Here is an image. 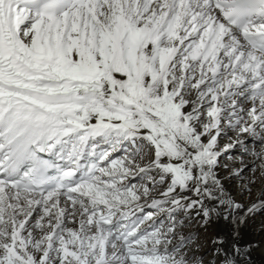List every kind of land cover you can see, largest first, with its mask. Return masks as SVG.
Instances as JSON below:
<instances>
[{"label":"snow or ice","instance_id":"6c2138e0","mask_svg":"<svg viewBox=\"0 0 264 264\" xmlns=\"http://www.w3.org/2000/svg\"><path fill=\"white\" fill-rule=\"evenodd\" d=\"M0 264H264V0H0Z\"/></svg>","mask_w":264,"mask_h":264}]
</instances>
